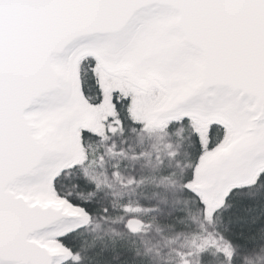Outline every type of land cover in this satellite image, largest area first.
<instances>
[{"label": "snow or ice", "instance_id": "6c2138e0", "mask_svg": "<svg viewBox=\"0 0 264 264\" xmlns=\"http://www.w3.org/2000/svg\"><path fill=\"white\" fill-rule=\"evenodd\" d=\"M154 119L188 132L182 188L216 230L181 264L209 248L226 264H255L264 166L246 177L254 182L235 176L241 162L264 161V0H0V264H99L74 237L116 208L101 204V183L134 193L145 182L119 172L109 141L143 135ZM237 200L252 217L239 244L232 233L246 217L223 219ZM120 211L132 231L140 207ZM103 255L111 264L107 245Z\"/></svg>", "mask_w": 264, "mask_h": 264}, {"label": "trees", "instance_id": "16d2710c", "mask_svg": "<svg viewBox=\"0 0 264 264\" xmlns=\"http://www.w3.org/2000/svg\"><path fill=\"white\" fill-rule=\"evenodd\" d=\"M109 143L116 146L123 157L119 172L126 178L144 177L145 182L134 193L120 184L105 186L101 183L98 189L101 204L109 207L116 205V208L108 221H102L101 228L89 226L74 237L75 246L85 248L94 245L100 253L99 264H103L105 259V245L113 257L111 264H181L180 253L187 252L191 245L199 243L201 237L208 236L209 242H212L209 233L211 231L215 235V227L209 229L199 204L182 188V174L190 152L185 129L169 131L166 126L161 131L147 130L141 135L129 128ZM102 147L93 141L89 151L95 157ZM96 174L94 161L86 175L90 182H94L93 176ZM165 175L176 178L174 186L161 184ZM129 204L141 209L131 217L132 231L126 227L129 215L120 211ZM230 217L233 221L236 217H246L247 221L241 229L232 233L233 239L238 244L250 240L252 217L247 215L240 201L237 200L235 207L224 213L225 223ZM220 223L221 218L218 216L216 225ZM255 236L259 238V233ZM195 264L226 262L209 248L202 257L196 259ZM255 264H264V257H257Z\"/></svg>", "mask_w": 264, "mask_h": 264}, {"label": "water", "instance_id": "95a60500", "mask_svg": "<svg viewBox=\"0 0 264 264\" xmlns=\"http://www.w3.org/2000/svg\"><path fill=\"white\" fill-rule=\"evenodd\" d=\"M66 167V165H64ZM261 166H264V161H256V163L253 165L249 161L241 162L238 165V172L235 176V179L239 183H249V181L246 179L248 175L252 173L253 168H259ZM225 194V193H224ZM44 247H47V245H43ZM51 251H55L54 249ZM8 258V257H6Z\"/></svg>", "mask_w": 264, "mask_h": 264}, {"label": "rangeland", "instance_id": "374dc122", "mask_svg": "<svg viewBox=\"0 0 264 264\" xmlns=\"http://www.w3.org/2000/svg\"><path fill=\"white\" fill-rule=\"evenodd\" d=\"M167 125L165 123H163L162 121L158 120V119H154L151 123L150 129L148 131L150 132H157V131H161L163 130ZM206 135V133H205ZM83 161V151H82V158L81 161L79 163H81ZM249 182H254V181H249ZM226 194V192H225ZM222 203V202H221Z\"/></svg>", "mask_w": 264, "mask_h": 264}, {"label": "bare ground", "instance_id": "6f19581e", "mask_svg": "<svg viewBox=\"0 0 264 264\" xmlns=\"http://www.w3.org/2000/svg\"><path fill=\"white\" fill-rule=\"evenodd\" d=\"M79 155L81 156V158H82V149H80V151H79ZM81 161V159H78V160H75L74 162H80ZM71 165L69 164V165H66V167H70Z\"/></svg>", "mask_w": 264, "mask_h": 264}]
</instances>
